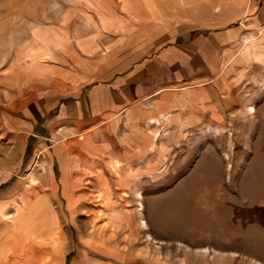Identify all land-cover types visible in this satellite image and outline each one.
I'll use <instances>...</instances> for the list:
<instances>
[{
  "label": "rangeland",
  "instance_id": "obj_1",
  "mask_svg": "<svg viewBox=\"0 0 264 264\" xmlns=\"http://www.w3.org/2000/svg\"><path fill=\"white\" fill-rule=\"evenodd\" d=\"M177 1L0 0L3 264L13 252L15 264H264V182L239 114L213 134L155 129L152 151L118 143L103 158L61 103L48 111L66 70L89 61L104 75L122 38L155 28L143 22L216 6Z\"/></svg>",
  "mask_w": 264,
  "mask_h": 264
},
{
  "label": "crops",
  "instance_id": "obj_2",
  "mask_svg": "<svg viewBox=\"0 0 264 264\" xmlns=\"http://www.w3.org/2000/svg\"><path fill=\"white\" fill-rule=\"evenodd\" d=\"M213 1L215 9L201 2L187 10L192 15L141 22L155 28L122 38L104 75L89 61L79 71L66 70L73 82L67 94L52 96L48 111L61 103V114L73 117L75 129L101 147L95 149L103 158L118 143L122 151H152L155 129L167 131L170 140L199 135L202 125L216 133L235 112L251 123L243 134L252 145L257 181L264 182V0ZM176 3L182 7L185 0ZM250 105L256 109L247 110ZM16 124L29 129L24 120ZM57 229L52 222L45 231ZM13 253L6 255L9 264H15Z\"/></svg>",
  "mask_w": 264,
  "mask_h": 264
},
{
  "label": "bare ground",
  "instance_id": "obj_3",
  "mask_svg": "<svg viewBox=\"0 0 264 264\" xmlns=\"http://www.w3.org/2000/svg\"><path fill=\"white\" fill-rule=\"evenodd\" d=\"M25 231V230H24ZM22 237V236H21ZM22 240V239H21Z\"/></svg>",
  "mask_w": 264,
  "mask_h": 264
}]
</instances>
